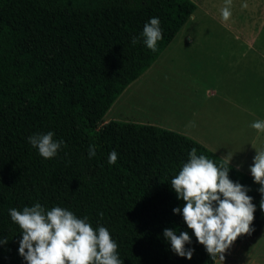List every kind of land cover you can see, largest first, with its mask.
I'll return each mask as SVG.
<instances>
[{"label": "trees", "instance_id": "1", "mask_svg": "<svg viewBox=\"0 0 264 264\" xmlns=\"http://www.w3.org/2000/svg\"><path fill=\"white\" fill-rule=\"evenodd\" d=\"M197 6L192 0H0V264H26L21 229L9 210L60 206L94 228L106 227L124 264H216L174 208L171 188L193 147L228 163L196 140L153 125L103 120L126 88L168 48ZM156 17L163 39L152 52L141 38ZM137 38V44L132 39ZM64 141L44 159L28 138ZM89 145L96 156L89 158ZM116 151V164L108 156ZM229 178L250 191L255 238L264 228L252 178L230 164ZM103 213V218L100 213ZM187 231L193 258L171 251L163 232Z\"/></svg>", "mask_w": 264, "mask_h": 264}, {"label": "clouds", "instance_id": "2", "mask_svg": "<svg viewBox=\"0 0 264 264\" xmlns=\"http://www.w3.org/2000/svg\"><path fill=\"white\" fill-rule=\"evenodd\" d=\"M231 4L232 0H225L221 9L224 21L231 16ZM243 7L246 8L247 4ZM160 23L158 18H151L141 34L144 45L152 52L158 51V43L163 39ZM138 42L137 38L132 39L133 45ZM250 127L258 134L264 133V120H256ZM54 135L51 131L34 134L28 142L38 149L41 157L52 159L64 145L63 140H54ZM252 147L256 155L249 170L254 182L260 185L258 191L262 199L259 207L264 211V148ZM88 156L90 159L96 156L95 145H89ZM225 158L229 161L227 164H217L206 155H198L193 147L188 161L170 182L177 198L184 202L182 208H174L173 212L183 216L187 228L213 260L217 256L224 260L225 253L239 237L254 231L251 226L257 210L253 198L248 195L250 189L229 178L233 158L230 154ZM117 159V152L112 151L108 163L114 165ZM9 214L21 229L19 255L26 264H124L110 231L103 226L94 228L87 217L78 218L60 206L46 210L38 202L22 210L12 208ZM99 215L103 218L104 214ZM163 236L175 255L188 260L193 258L194 249L186 248L192 243L187 231L177 234L166 228ZM0 243L6 244L7 240Z\"/></svg>", "mask_w": 264, "mask_h": 264}, {"label": "rangeland", "instance_id": "3", "mask_svg": "<svg viewBox=\"0 0 264 264\" xmlns=\"http://www.w3.org/2000/svg\"><path fill=\"white\" fill-rule=\"evenodd\" d=\"M192 1L197 6L196 11L180 31L179 39L176 38L165 51V53L171 50L172 53L188 52V56L177 54L169 63L165 54L164 60L156 64L159 68L155 70L149 68L143 78H139L126 88L111 107L108 116H117L113 121L121 123L152 125L173 122L171 126H176L175 121L181 117L196 115L195 105H184L183 110L179 108L181 107L179 103L178 106L171 105L169 102L171 91L169 87L165 88L161 85L160 96L158 95L160 99H155L151 87L153 76L167 78L171 74L172 77H176L177 79H172L171 84H177L175 87L182 85L179 92L188 101L186 86L193 91L192 82H203L208 85L214 80L216 75L213 72L218 66L214 65L215 58L205 59L212 62V65L207 66L202 58L194 53L210 54L219 50L238 49L246 55L245 58H240V61L237 57L234 58L239 62L237 67L242 70L248 66L254 67L253 73L250 71L247 74L230 75L233 81L231 94L239 107L225 104L219 106L215 98L208 100L206 106L214 112L218 110L217 114L220 109L225 118L232 119V130L226 124L219 127V136L227 132L231 137H217L210 132L195 129L194 137L190 138L210 144L217 153L212 152L221 159L225 157L224 153H230L231 157L236 155L242 158L247 153L246 170H249L253 163L252 155L256 154L252 146L263 148L264 142V133L258 134L250 127L256 120H264V0H232L231 16L228 21H224L221 16L225 0ZM244 4H247L246 8L243 7ZM187 35L193 38L191 42L186 41ZM231 35L247 36L246 40L250 41L253 48H249L247 42L234 41V39H228V42H224L223 39L219 41V37ZM221 66L223 65L219 64V68ZM222 153L223 155H220ZM216 264H264V228L255 238L233 244L225 253V259L218 258Z\"/></svg>", "mask_w": 264, "mask_h": 264}, {"label": "crops", "instance_id": "4", "mask_svg": "<svg viewBox=\"0 0 264 264\" xmlns=\"http://www.w3.org/2000/svg\"><path fill=\"white\" fill-rule=\"evenodd\" d=\"M178 35L172 41L170 46L175 42L176 38L179 39ZM246 38H247V36L231 35V36L219 37V41L223 39L224 42H228L229 40L234 39V41H239V42H244V43L247 42V44H248L247 46L249 48L252 47L250 41H247ZM185 39H186V41L191 42L193 38L191 36L187 35ZM165 51L157 59V61L151 66V68H154V70L159 68L156 66V64L158 62L164 60L165 54H167L166 61L169 63H170V60L172 58L176 57L177 54L178 55L183 54L184 57L188 56V52L172 53V50H171V51H168L167 53H165ZM194 55L200 56L203 60V63L207 66L212 65V62L207 61L205 59L210 58V57L215 58L214 65H216V66L218 65V66L215 67V70L213 72L216 75L214 80L212 82H210L208 85L204 84L203 82H197V81L192 82L194 84L193 91L190 90L189 87L186 86L185 91H186L188 101H186V99L183 98L181 96V93L179 92V88L182 85L175 87L177 84H174V85L171 84V81L173 78L177 79L176 77H172L171 74H169V76H167V78L153 76L151 87H152L153 96L155 99L160 96V85L162 87H165V88L169 87V90L171 91L169 93L170 104L171 105H177L179 103L181 105V107H179V108H181V110H183L184 105L185 106H192L194 104L196 115L193 117H186V116H185V118L181 117L179 120L175 121L176 126H174V127L171 126V124L173 122H170V123H167V122L161 123L160 122L159 124L153 123L154 125L153 124L152 125L153 126L157 125V127H160L163 129L165 128V129H169V130H174L175 132L180 133V134L187 136L189 138L194 137V133L196 131L195 129L210 132L211 135L217 136V137H225V138L231 137V135L228 134L227 132L225 133V135L219 136V127L221 125L224 126L226 124V126L230 130H232V122H231L232 119L231 118H225L221 114L222 111L220 109H219L218 114H217L218 110H217V112H214L212 109H208L206 107L207 102H208V100L215 98L217 100V102H219V106H222L224 104L230 105V106H238V104L236 102H234V96H232V94H231V90L233 88L232 87L233 81H232L230 75H233L235 73L247 74L250 71L253 73L254 67L252 66L250 68V66H248L247 68H245L243 70L239 69L237 67L239 62L234 60V58L237 57L238 60L240 61V58L243 59V58H245V55H246V53H244V52H239L238 49L237 50H219L216 52H212L210 54L202 53V52H196V53H194ZM219 64L223 65V66H221V68H219ZM147 71L140 78H143V76H145ZM166 83H167V85H165ZM246 85L248 86V83H246ZM189 95H190V98H189ZM158 99H160V98H158ZM194 100H195V102H194ZM114 104H113V106H114ZM186 104H188V105H186ZM110 112L111 111L109 110V112L105 116L103 124H106L110 121H113L117 117L115 115L108 116L110 114ZM254 142H255V140H254ZM199 143L202 144L203 146H205L206 148H209L211 152L214 151V153H217L215 151V149L210 144L203 142L201 140H199ZM262 147L264 148V142H263ZM224 154H225V157H227L230 153H224ZM220 155H223V153ZM255 155L256 154L252 155V159L254 158ZM246 157H247V153H246L244 158H242L241 156L237 157L235 155L234 157H231V158H233L231 161V164L233 166H235L237 169L241 170L242 172L244 171L245 174L251 176L250 170H246L248 168V165H246L248 162V159ZM223 160H225L226 162L228 161L226 158Z\"/></svg>", "mask_w": 264, "mask_h": 264}]
</instances>
